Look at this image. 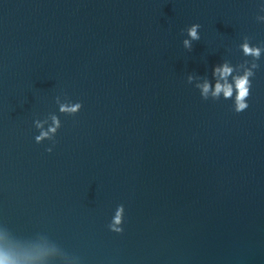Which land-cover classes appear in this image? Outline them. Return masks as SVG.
I'll return each mask as SVG.
<instances>
[{
    "label": "water",
    "instance_id": "water-1",
    "mask_svg": "<svg viewBox=\"0 0 264 264\" xmlns=\"http://www.w3.org/2000/svg\"><path fill=\"white\" fill-rule=\"evenodd\" d=\"M0 261L264 264V0H0Z\"/></svg>",
    "mask_w": 264,
    "mask_h": 264
},
{
    "label": "clouds",
    "instance_id": "clouds-1",
    "mask_svg": "<svg viewBox=\"0 0 264 264\" xmlns=\"http://www.w3.org/2000/svg\"><path fill=\"white\" fill-rule=\"evenodd\" d=\"M201 27L199 24H195L191 30H190V35L193 39L198 40L199 36L197 35V28ZM186 45L189 44L188 41L184 42ZM245 51H251L250 49H247V47H245ZM258 55V51L256 53ZM231 72V69H229L227 66L224 67L223 69V75H228ZM248 84L247 78H242L237 82V87L239 89V95L237 97V102H238V108L237 111H242L245 110L249 107L248 103L245 102V97L248 95V89L246 88V85ZM221 85L217 84L216 87V92L219 93L221 91ZM207 91V85L205 86V92ZM225 91V95L226 96H231L232 94V89L231 87H227L224 89ZM0 264H3V261H0Z\"/></svg>",
    "mask_w": 264,
    "mask_h": 264
}]
</instances>
